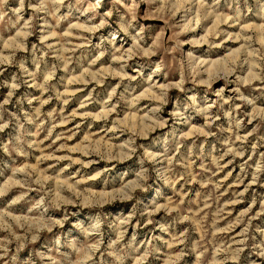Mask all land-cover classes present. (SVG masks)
<instances>
[{
  "label": "clouds",
  "instance_id": "9594fccd",
  "mask_svg": "<svg viewBox=\"0 0 264 264\" xmlns=\"http://www.w3.org/2000/svg\"><path fill=\"white\" fill-rule=\"evenodd\" d=\"M102 3L95 0L84 9L83 0H75V4L72 0H18L19 6L12 7L10 0H0V39L15 30L17 37L25 33L41 41L30 48L20 41L18 49L27 54L14 62L18 71L13 89L31 81L42 94L62 99L58 91L61 79L52 82L57 73L63 71L66 78L85 64L91 67L101 57H119L111 65V78L95 81L102 86V94L90 96L86 102L93 105L90 115L100 110L103 139L99 142H110L111 146L103 151L85 146L78 149V157L54 156L56 163L43 169L51 180L46 186L34 182L35 172L20 176V170L13 169L10 186L16 192L10 201L0 199V264H146L150 256L155 260L167 256L171 264H188L185 258L193 256L195 264H264V225L249 222L238 240L221 244L206 238L202 217L193 210L199 205L186 195L187 185L194 179L206 185L211 174L224 167L223 156L214 154L216 144L227 138L233 159L247 153L246 136L240 135L246 128L241 117L261 115L264 119V0H223V4L221 0L210 4L184 0L186 13L195 9L197 16L192 17L191 26H167L165 30H173L168 38H154L157 26L141 23L137 8L148 3L149 14H166L171 19L177 10L172 0H131V5L129 0H110L108 12L99 15L95 10ZM62 8H67L66 14H61ZM28 9L31 18L25 21ZM73 11L92 13L85 21L91 26L89 32L101 28L107 32H101L96 37L98 43H91L74 59L62 60L57 55L50 61L47 57L59 50L45 51L43 41L54 35ZM73 19L79 21L80 17ZM197 19L211 24L213 39L181 40V33L193 30ZM78 27L79 23H70V28ZM92 39L91 35L85 37V43ZM225 41L238 42L240 53L239 62L220 77L224 88L234 85L227 99L223 89L211 87L212 80H206L201 71L210 49ZM185 43L192 47L185 49ZM205 43L209 49L200 50ZM73 63L76 67L70 66ZM253 80L260 84L249 90ZM141 93L149 103H139ZM25 102L32 104L31 94L17 101L21 107ZM141 110L144 119L129 133L124 114ZM4 111L0 105V114ZM41 117L47 119L42 112L30 115L28 111L13 117L15 134L10 133L7 141L0 139V175L12 166L9 160L14 164L19 158L27 161L35 155L39 142L33 139V129L36 135L47 131L37 127ZM10 123L0 116V133ZM93 127L89 125L90 142L96 143ZM187 128L194 129L190 136L184 135ZM255 147H264V136L257 138ZM60 160L71 161L67 167L73 163L80 167L65 175L63 168L57 167ZM39 163H43L42 158ZM252 182L260 183L259 174H252ZM8 190L0 191V197L7 196ZM118 201L128 202L130 215L125 216L124 208L118 205L104 206ZM145 207L151 211L145 212ZM157 209L164 213L159 220L155 219ZM117 222L119 233L113 238ZM133 222L137 227L151 224L150 231L158 229L163 236L138 244L137 233H127ZM197 232L201 233L199 238ZM163 245L168 248L162 253ZM22 249L26 256L20 255ZM253 255L258 259L253 260Z\"/></svg>",
  "mask_w": 264,
  "mask_h": 264
},
{
  "label": "rangeland",
  "instance_id": "374dc122",
  "mask_svg": "<svg viewBox=\"0 0 264 264\" xmlns=\"http://www.w3.org/2000/svg\"><path fill=\"white\" fill-rule=\"evenodd\" d=\"M64 2L67 3L68 0H64ZM172 2L176 3L177 10L171 19H168L166 14H149L151 10L148 3H141L138 6L137 12L139 13L140 22L145 25L157 26L156 31L153 33L154 38L160 35H163L165 38L171 37L173 35V30H165L167 26L172 25L177 28L184 27L185 25L191 26L189 22L192 17L197 16L195 9L186 13L184 0H172ZM193 2L195 3V0H193ZM204 2L210 4L212 0H204ZM72 3L75 4V0H72ZM92 3H95V0H83V8L87 9L89 4ZM221 4H223V0H221ZM129 5H131V0H129ZM10 6L18 7V0H10ZM110 7V0H103L101 7L95 11L99 15H104L108 12ZM66 13L67 8H62L61 14ZM41 15H43V13H41ZM91 15V12H84V14L81 15L80 12L73 11V16H70L68 21H61L59 28L51 40L47 43L43 41L45 51L51 49L59 50L58 52H53L52 56L47 57L48 60L55 61L57 55H59L62 60L67 57H73L74 59L81 51H85L91 43H98L96 37H98L101 32L106 33L107 29L101 28L95 33L89 32L87 29L91 26L85 21L86 18ZM74 16H79L80 20L76 21L73 19ZM30 18L31 9H28L24 15V20L27 21ZM70 23H79L80 27L72 29L70 28ZM210 29L211 24H208L207 21L197 19L194 29L182 32L180 39L191 41L193 39L200 40L201 38L207 37V39L212 40L213 37L210 35ZM89 35H91L93 39L86 44L85 37ZM215 39L216 42L219 43V38ZM21 40H23L29 48L32 43H41V41L33 35L20 33L17 37L15 35V30L11 34L5 33L4 38L0 39V105H3L5 109L0 116H2L3 121H12L9 128L5 129L3 133H0V139L7 141L10 133L13 135L15 134V121L13 117L22 116L25 111H28L30 115H39L41 112L44 113L47 119L45 120L44 117H41V123L37 125V127L43 126L47 131L36 135V130L33 129V139L39 142V147L35 149V155L27 161L23 158H19V162L14 164L9 160L8 163L12 166L8 169H4L3 175H0V191H3L5 187L9 189L8 195L0 197V199L7 201H10L13 193L16 192V189L10 186V181L14 179L12 176L13 169H19L18 175L20 176L35 172L34 182L38 181L46 186L51 180L48 173H45L43 169L56 163L53 159L54 156L59 157L67 154L72 157H78L80 155L78 149L85 146H90L89 148H95L98 151H103L105 148L111 146L110 142L108 145L99 142V140L103 139L101 130L99 129V126L103 123V120L99 116V109H97L94 114L97 117L99 116L100 119L98 120L94 119L92 117L93 115H91L89 119H75L72 117V113H80L79 108L82 104L83 106H87L86 112L88 111L87 113H90L93 105L87 104V99L90 96H96L98 93L102 94V86H97L95 81L97 79H110V72L112 71L111 65L119 59V57H101L95 64H92L91 67L85 64L83 68H78L73 75H68L66 78H64L63 71L57 73L56 78H54L52 82L55 84L57 78L61 79L58 91L62 99H53L48 93L42 94L41 90L31 81L26 85L13 89V84L15 83L14 76L18 71L14 62L21 56L27 54L25 51L18 49ZM49 44L52 46L48 47L47 45ZM117 47H119V45H117ZM183 47L187 49L192 47V44L185 43ZM199 48L200 50H206L209 49V45L205 43L200 45ZM204 59L207 60L208 64L205 65L201 71L206 80H212L211 87L223 89L226 94L225 98L227 99L228 96L232 95L231 88L234 87V85H229L228 88H224V80L220 77L228 73L231 68L239 62V43L225 41V43L219 47L211 48L210 56ZM105 61H107V63ZM89 63H91V61H89ZM70 66L76 67L75 63ZM258 70L259 69H257V71ZM91 73L92 75H90ZM229 78L231 79L232 77ZM67 83L68 85L70 84V86L66 85ZM259 84V80H253L252 84L249 86V90L256 88ZM72 92H74V94ZM29 94H31L32 104L29 105L25 102L23 107H21L17 101L20 100L22 96H29ZM213 100H215V96H213ZM5 101H7V103H5ZM139 103L147 104L149 103V98L147 97V99L141 100ZM248 111L251 113V109ZM125 114H128L127 118H125ZM125 114L123 116L124 122H126L125 119H127L125 125L128 127L129 133L134 132L137 127L136 124L139 122L140 115L142 116L145 114L143 110L140 112H126ZM130 115H134V117ZM130 117L132 123L129 120ZM135 117L137 118L134 119ZM241 119L244 120L246 125V128L242 129L240 135L246 136L248 146L247 153L243 157H236L233 159L229 152V141L225 138L222 142L215 145L217 151L214 153L223 156L222 163L224 167L215 170V172L211 174L212 180L206 185L202 186L196 183L195 179L187 185L188 191L186 195L191 197L193 204L199 205L198 208H194L193 210L198 211L199 216L202 217V229L207 230L206 238H215L221 244L231 242L232 240H238L240 238L239 234L249 222L253 225H264V196L260 195L264 193V147H255L257 138L264 136V119L261 118V115H256L255 118L248 115L246 117H241ZM66 120L70 122L62 125V122ZM89 125L95 126L91 131L94 136L98 138V142L96 143L90 142L93 137L90 136ZM29 127H31V125H29ZM191 129V132H193L194 129ZM254 129L255 131H253ZM189 130L190 128H187L184 134ZM248 133H251V135H248ZM230 134L231 132L229 131L228 135ZM201 139H203V137H201ZM209 142L213 143L214 138L210 137ZM41 158L43 159L42 164L39 163ZM5 159L8 160L7 157H5ZM69 163H71L69 160H60L57 167H62L65 175L69 173L74 174L80 165L72 164V167H67ZM197 170H200L199 166ZM49 171H51L50 168ZM85 171H87V169H85ZM253 173L259 174L260 183L252 182ZM56 195L59 196L61 193L57 192ZM117 205L124 208L125 216L131 214L132 209L128 206L127 201H118L116 204L104 206L115 208ZM144 211L150 212L151 209L145 207ZM162 215H164V213L157 209L155 219L159 220ZM254 216L257 217V219H251ZM152 227L151 224L137 227L135 222H133V224L127 228V233L129 235L137 233L138 244L142 245L146 240H151L153 236H163L158 229L150 231ZM118 233L119 224L117 222V233L114 234L113 238H115V235H118ZM200 235V232L196 233L197 238H199ZM2 238L3 233L0 232V239ZM163 238L167 239L166 236ZM167 248L168 245H163L161 247V252H166ZM247 254L248 252L246 250L245 255ZM20 255L22 257L26 256L27 251L22 249ZM251 258L253 260L258 259L255 255ZM185 259L188 264H195L196 257H186ZM146 264H171V262L168 261L167 256H162L159 260H155L150 256Z\"/></svg>",
  "mask_w": 264,
  "mask_h": 264
},
{
  "label": "bare ground",
  "instance_id": "6f19581e",
  "mask_svg": "<svg viewBox=\"0 0 264 264\" xmlns=\"http://www.w3.org/2000/svg\"><path fill=\"white\" fill-rule=\"evenodd\" d=\"M89 28V27H88ZM86 30V29H85ZM88 30V29H87ZM86 30V31H87ZM88 32V31H87ZM23 36H24V34H23ZM54 35H52L50 38H47V39H45L44 41H46V42H44V43H47L49 40H51V38L53 37ZM70 36V35H69ZM48 47H50V46H52V45H47ZM61 50V49H60ZM63 52V51H62ZM63 54V53H62ZM61 54V55H62ZM213 63V62H212ZM208 64V62H206L205 64H204V67H205V65H207ZM88 71V70H87ZM82 73V72H81ZM84 73V72H83ZM204 73H205V71H204ZM90 75H92V73L90 74ZM81 78V77H80ZM72 79V78H71ZM75 79V78H74ZM93 79V78H92ZM211 80V79H210ZM75 81V80H74ZM84 82H85V80H84ZM77 83V82H76ZM84 84V83H83ZM66 85H68V83L66 84ZM68 86H70V84L68 85ZM78 91V90H77ZM76 91V92H77ZM75 92V91H74ZM74 92H72L73 94H74ZM69 93V92H68ZM141 96L143 97V99L142 100H145V99H147V96H144V94L143 93H141ZM88 100V99H87ZM82 106V107H81ZM80 106V110H79V112L80 113H72L73 115H72V117L73 118H75V119H89L90 117H91V115L89 114V113H87L86 112V109H87V106H83V104ZM135 112V111H134ZM132 114H134V113H132ZM128 115V114H127ZM126 114H125V118H127L128 116H127ZM95 116V115H94ZM92 116L94 119H100L99 118V116L97 117V116ZM131 116V115H130ZM131 117H134V115H132ZM131 117H130V122H131ZM144 117H145V115H140V118H139V121L140 120H143L144 119ZM137 117H135L134 119H136ZM133 119V120H134ZM69 120H71V119H69ZM72 120H74V119H72ZM126 120V122L125 123H127V119H125ZM70 121H68V120H66V121H64V122H62V125L63 124H67V123H69ZM138 122V121H137ZM132 123V122H131ZM61 124V123H60ZM78 125V124H77ZM132 125V124H131ZM137 125V124H136ZM192 131V129L190 128V130L186 133V134H184L185 136H190L191 135V132ZM90 147V146H89ZM73 164H77V163H73ZM240 183V182H239ZM243 193V192H242Z\"/></svg>",
  "mask_w": 264,
  "mask_h": 264
}]
</instances>
